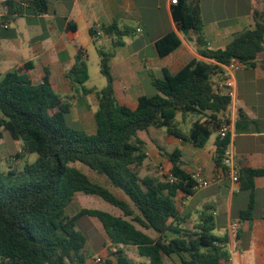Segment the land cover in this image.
Masks as SVG:
<instances>
[{
    "label": "trees",
    "instance_id": "1",
    "mask_svg": "<svg viewBox=\"0 0 264 264\" xmlns=\"http://www.w3.org/2000/svg\"><path fill=\"white\" fill-rule=\"evenodd\" d=\"M21 3L44 15L51 0H0L5 12L0 23L21 16ZM172 12L182 37L190 42L195 35L200 58L189 56L177 70L164 68L163 78L152 74L157 93L139 97L135 109L119 103L110 67L116 48L124 44L123 37L134 35V29L116 23L101 28L111 39V49L98 47L101 73L106 78L100 90L85 88L89 68L85 53L78 51L64 78L71 87H81L84 95L95 93V133L69 124L72 105L55 89L47 68L39 83L28 72L30 63L6 73L0 71V146L19 142L22 149L14 159L24 160L22 171L8 173L2 171L0 161V264L82 262L87 238L77 224L84 216L100 220L114 247L108 252L117 264H231L226 248L229 235L214 234V207L205 206L194 221L177 204L180 195L185 200L196 192V181L184 169L181 150L164 154L171 163L168 173L142 176L148 153L140 134L152 127H165L169 135L199 148L217 134L215 165L222 166L231 134L221 138L218 129L233 99L217 93L215 85L223 81V66L233 59L264 69V57L258 62L264 53V5L261 0L251 3L254 27L237 33L224 48L208 46L199 0H178ZM70 29L76 30V25ZM91 34L95 37L93 29ZM182 43L176 32L166 34L156 42L159 56L168 57ZM178 116L184 121L195 118L188 132L179 127ZM33 153L38 157L30 163L26 157ZM78 163L105 176L125 197L90 179ZM238 165L240 187L250 192L240 219L248 220L255 209V179L264 176V168L248 167L241 161ZM17 174L20 181L13 183L9 178ZM80 192L98 195L124 216L82 207L70 214L68 209ZM131 248L147 262L131 256Z\"/></svg>",
    "mask_w": 264,
    "mask_h": 264
},
{
    "label": "crops",
    "instance_id": "2",
    "mask_svg": "<svg viewBox=\"0 0 264 264\" xmlns=\"http://www.w3.org/2000/svg\"><path fill=\"white\" fill-rule=\"evenodd\" d=\"M222 1L223 19H203L204 34L210 48H224L237 33L255 25L250 13L254 0ZM199 4L203 16V0H199ZM261 4L264 5V0H261ZM173 5L171 0H51L47 14L38 15L33 11L26 14L30 21L23 27L27 34L22 33V39L15 33L13 26V23L18 25L20 16L0 23V71L6 73L30 63L31 69L28 72L35 83L37 76L39 83L44 69L47 68L55 89L58 91L57 86L63 85L62 91L66 95L68 92L79 90V87H71L69 80L64 78L75 64L78 51L82 50L88 59L89 46L95 41L105 50L111 49V39L105 37L103 32L99 38L92 36L91 30L94 26L102 28L115 23L119 26L128 25L135 33L123 37L124 44L116 48L110 67L119 103L135 109L139 97L157 93L152 83V74L163 78L164 68L177 70L188 62L189 56L200 58L196 52L195 35H191L189 42L180 34L172 12ZM21 6L29 8L25 3H21ZM4 13L0 8V17ZM5 25L8 27L5 28ZM74 25L76 30L70 29ZM170 32H176L183 43L168 57L161 58L156 42ZM105 43L107 45H104ZM263 57L264 53L258 62ZM232 79L235 97L228 112L231 122L229 149L237 161H241L245 166L264 168V69L259 65L245 66L235 71ZM153 90L156 92L153 93ZM80 99L84 100L82 97ZM88 103L87 100L86 107L90 106ZM189 119L191 118L187 117L186 121ZM193 121L195 118L192 123ZM216 136H212L203 148L194 147L172 136L176 149L182 152L184 169L188 173L200 171L205 178H213L220 172L221 168L215 165ZM140 137L148 146V159L141 168L146 170L145 175H161L163 173L158 171L163 168H166L168 173L171 163L164 156L167 152L157 145L150 147L154 141L150 138L149 131L142 132ZM152 147L156 148L157 154L150 161L149 148ZM157 148L162 153H159ZM200 191H209L202 204L204 207H214L216 228L220 225L228 229L229 242L226 248L231 256L230 263L264 264V176L255 179V209L252 219L248 220H241L240 213L248 206L250 192L242 190L240 184H234L229 177H222L210 186L196 190L188 202L193 201ZM178 201V206L185 213L183 208L186 200L180 195ZM199 211L201 210H197ZM191 218L193 219L192 216ZM234 223H238V227L233 231ZM101 229L107 236L104 227ZM90 249L87 241L83 261L78 264H96L95 257L98 255L106 257V264H117L116 257L109 252L100 251L91 255ZM134 258L141 261L136 255Z\"/></svg>",
    "mask_w": 264,
    "mask_h": 264
},
{
    "label": "rangeland",
    "instance_id": "3",
    "mask_svg": "<svg viewBox=\"0 0 264 264\" xmlns=\"http://www.w3.org/2000/svg\"><path fill=\"white\" fill-rule=\"evenodd\" d=\"M246 2V0H245ZM223 1L222 0H203V10H204V17L205 21H209L212 19H223L224 12L223 9ZM52 11L53 8L51 7ZM32 9H26L25 7H20V13L21 16L17 20V23H13V26L15 28V33L22 39V33L27 34L26 29H23L24 26L30 21V19L26 16L29 12H31ZM245 13V12H244ZM104 45H107L106 43ZM98 43H91L89 46V55L90 57L86 59L88 68H89V75L90 79L84 84L86 89H97L100 90L106 85V78L102 75L101 69H100V55L98 53ZM36 83L38 82L37 76L35 77ZM57 86V84L55 83ZM63 85H58V91L66 98V101H71L72 105V113L67 116L68 122L70 125H73L75 127H83L86 129L89 133H95L96 132V121L94 114L97 110V98L96 95H87L84 96L82 94V88L79 87V91H71L68 92L65 95V92L63 90ZM156 91L153 90V93ZM74 96V97H73ZM80 97H82L84 100H81ZM88 100V104L90 106L86 107V102ZM83 109V111H81ZM188 121H184L181 116H178V125L180 128H182L184 131H188L192 125V119L194 117H190ZM149 136L154 141L153 145L151 146H159L163 147L165 152L172 153L177 146L173 144V137L169 135L166 131L165 127H161L158 129H150L149 130ZM214 137L216 134L213 135ZM175 138V137H174ZM22 149V146L19 142H10L8 144L4 143L0 146V161H1V169L5 173H8L9 170H15V172H20L23 170L24 160H15L14 156L15 153L20 151ZM158 149V148H157ZM148 150V146H147ZM154 150V151H153ZM157 150L156 148L150 149V161L153 160V157L156 156L157 153H155ZM159 153H162L158 149ZM38 157V154L33 153L29 154L26 157V160L30 163H33ZM25 160V161H26ZM149 162V161H148ZM78 166L82 169L83 173H85L90 179L93 181H96L97 183L107 187L115 194L125 197L122 190L115 188L111 184L107 183V179L105 176L98 174L91 168H89L86 165H83L81 163H78ZM164 166V165H163ZM166 166V165H165ZM162 173H167V169L163 168L162 170L158 171ZM152 174H158L151 172ZM146 174V170L143 168L141 169V175L144 176ZM17 174L16 176H12L9 179L13 181V183H18L20 181ZM209 191H200L195 197L193 201H190V198L186 200V203L184 205L183 211L187 214H191L194 220L198 217L197 210H202L204 208V205L202 202L204 201L205 197ZM85 207L89 209H99L103 210L109 213H112L113 215L117 216H124L123 212L115 207L114 205L108 203L98 195H89L85 194L83 192H80L77 194L76 203L73 204L69 209L68 212L70 214L75 213L79 208ZM103 225L100 222L98 218L95 217H89L84 216L78 220L77 229L80 230L87 238L88 244H90V253L91 255H94L100 251H104L105 253L108 252L109 249H114V247L111 246L110 241L107 239V236L102 231ZM145 230V229H144ZM147 233L150 235H155V233L152 230H146ZM228 233V229L224 226L218 225L217 228L214 230V234L217 236H224ZM130 255L135 257V254L133 250H130ZM139 260H146L143 257H138ZM167 264H169V261H167Z\"/></svg>",
    "mask_w": 264,
    "mask_h": 264
},
{
    "label": "built area",
    "instance_id": "4",
    "mask_svg": "<svg viewBox=\"0 0 264 264\" xmlns=\"http://www.w3.org/2000/svg\"><path fill=\"white\" fill-rule=\"evenodd\" d=\"M172 4H177L178 0H171ZM5 28L8 25L4 26ZM95 37L99 38L102 35V30L99 26H94ZM246 65L238 59H233L230 64L223 66V81L218 85H215L216 92L230 96L232 99L235 97L234 82L232 76L235 71L245 67ZM222 123L218 129V134L221 138H226L231 132V122L228 117V113H225L222 117ZM220 172L213 178H205L200 171L194 172L192 177L196 181L195 190L205 188L218 181L222 177H229L234 184H240L239 180V165L237 158L230 151L229 147L223 157L222 166ZM171 175V174H170ZM177 204L180 205L179 201ZM238 223L232 225V230H236ZM96 264H106L107 259L105 256L98 255L95 257Z\"/></svg>",
    "mask_w": 264,
    "mask_h": 264
}]
</instances>
